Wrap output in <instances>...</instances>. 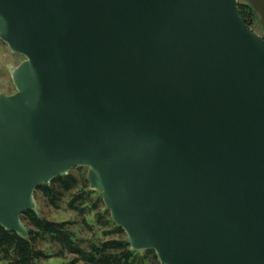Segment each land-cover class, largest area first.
<instances>
[{
    "label": "water",
    "instance_id": "water-1",
    "mask_svg": "<svg viewBox=\"0 0 264 264\" xmlns=\"http://www.w3.org/2000/svg\"><path fill=\"white\" fill-rule=\"evenodd\" d=\"M0 225L89 167L131 250L264 264V38L239 0H0Z\"/></svg>",
    "mask_w": 264,
    "mask_h": 264
},
{
    "label": "trees",
    "instance_id": "trees-1",
    "mask_svg": "<svg viewBox=\"0 0 264 264\" xmlns=\"http://www.w3.org/2000/svg\"><path fill=\"white\" fill-rule=\"evenodd\" d=\"M239 6L247 23L254 30L259 28L255 24L257 15L252 7L242 1H239ZM78 170V174L70 172L40 186L36 196H42L56 209L66 203L80 216L84 226L93 230L95 225H99L102 236L80 238L73 230V222L54 221L29 210L21 216L30 229L28 238L0 225V264H44L66 254L75 256L73 264H161L153 250L140 253L130 249V244L125 241V230L113 222L110 211L104 209L103 199L90 189L83 169ZM92 216L93 223L89 220ZM43 244L56 249L49 253L42 248Z\"/></svg>",
    "mask_w": 264,
    "mask_h": 264
},
{
    "label": "rangeland",
    "instance_id": "rangeland-1",
    "mask_svg": "<svg viewBox=\"0 0 264 264\" xmlns=\"http://www.w3.org/2000/svg\"><path fill=\"white\" fill-rule=\"evenodd\" d=\"M243 19H244V17H243ZM255 24L257 27H259L257 24V21H255ZM250 28L256 34L260 35V31H258V30L261 28H257L254 30L251 25H250ZM260 36L264 38V36L262 34ZM26 60H27L26 56L13 52L10 49L9 44L4 42L0 38V96L3 94H7L8 96H13L18 92L17 87L15 85L13 73L10 69V66L17 69ZM79 168L83 169V172L87 175V179H89V172H90L89 167H78V168L72 170L71 173L78 174ZM89 185H90V189H91L90 182H89ZM96 192H97V197H99V198L101 197L103 199L104 209L110 211V216L112 219V212L110 209H108L106 203L104 202L102 191H96ZM35 199L37 201L38 210H39L41 215H43V216H45L51 220H54V221H70V222H73L74 223L72 226L73 230L77 233V235L80 238L91 239V238H96L97 236H102V232L100 230L101 228L99 225H95L94 229L90 230L88 227L83 225V222H82V219L80 218V216L77 213L71 211L68 208L66 203H64L60 209H56V208L50 206L42 196H40V195L36 196V192H35ZM89 220L93 223V221H94L93 216L90 217ZM127 238H128V234L126 233L125 239H127ZM42 248L46 249V251H48L49 253H51L52 251H55V249H56L54 246L47 245V244H43ZM74 258H75V256L70 255V254H66L64 257L52 258V259L46 261L44 264H73L72 261ZM77 264H83V263H77Z\"/></svg>",
    "mask_w": 264,
    "mask_h": 264
},
{
    "label": "crops",
    "instance_id": "crops-1",
    "mask_svg": "<svg viewBox=\"0 0 264 264\" xmlns=\"http://www.w3.org/2000/svg\"><path fill=\"white\" fill-rule=\"evenodd\" d=\"M249 4L257 15V24L260 29V35L264 36V0H239Z\"/></svg>",
    "mask_w": 264,
    "mask_h": 264
}]
</instances>
